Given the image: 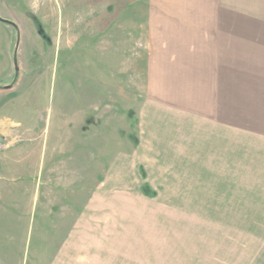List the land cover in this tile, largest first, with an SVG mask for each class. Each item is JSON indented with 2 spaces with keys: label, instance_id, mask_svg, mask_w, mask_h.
I'll return each mask as SVG.
<instances>
[{
  "label": "rangeland",
  "instance_id": "rangeland-1",
  "mask_svg": "<svg viewBox=\"0 0 264 264\" xmlns=\"http://www.w3.org/2000/svg\"><path fill=\"white\" fill-rule=\"evenodd\" d=\"M226 7L264 0H0V264H173L129 244L135 227L216 216L123 196L114 169L152 87Z\"/></svg>",
  "mask_w": 264,
  "mask_h": 264
},
{
  "label": "crops",
  "instance_id": "crops-1",
  "mask_svg": "<svg viewBox=\"0 0 264 264\" xmlns=\"http://www.w3.org/2000/svg\"><path fill=\"white\" fill-rule=\"evenodd\" d=\"M192 37L169 56L167 88L152 87L138 110L140 137L114 181L158 212L216 216L138 224L129 244L148 254L167 245L173 264H264V13L226 7Z\"/></svg>",
  "mask_w": 264,
  "mask_h": 264
},
{
  "label": "water",
  "instance_id": "water-1",
  "mask_svg": "<svg viewBox=\"0 0 264 264\" xmlns=\"http://www.w3.org/2000/svg\"><path fill=\"white\" fill-rule=\"evenodd\" d=\"M0 21L5 22V23H8V24H11V25H14V22H12L10 20H6V19L1 18V17H0Z\"/></svg>",
  "mask_w": 264,
  "mask_h": 264
}]
</instances>
